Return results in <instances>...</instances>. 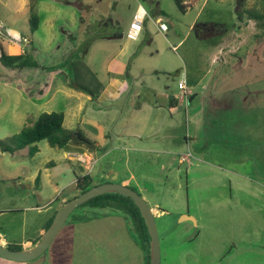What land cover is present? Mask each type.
I'll return each mask as SVG.
<instances>
[{
  "label": "rangeland",
  "instance_id": "obj_1",
  "mask_svg": "<svg viewBox=\"0 0 264 264\" xmlns=\"http://www.w3.org/2000/svg\"><path fill=\"white\" fill-rule=\"evenodd\" d=\"M138 1L150 17L133 41L127 32ZM182 2L184 11L176 0H0V54L1 48L9 55L26 53L38 64L12 70L0 62V234L10 242L6 247L38 242L63 200L80 195L77 174L89 172L95 185L110 178L117 183L130 179L129 187L150 208L164 212L159 217L153 212L161 264H264V117L239 113L245 124L254 125V132L251 127L233 130V135L219 131L220 138L230 143L210 142L216 150L203 153L206 160L198 165L181 161L187 148L156 153L152 145L140 146L116 135L134 130L132 121L125 128L123 120L143 115L134 109L150 89L180 95L178 84L184 81L189 91L196 92L193 82H210L218 73L220 83L229 80L237 56L245 58L253 48L264 49V28L254 20L256 14L264 15V0ZM32 15L41 21L37 30L31 27ZM158 18L167 23L166 34L158 30ZM201 25L206 28L197 29ZM116 31L124 33L116 40L97 37ZM242 32L251 37L247 46L241 45ZM231 48L240 50L232 54ZM220 51L221 60L216 62ZM115 62L124 66L127 88L120 99L100 106L87 95L100 93ZM43 81L50 84L47 89L39 86ZM100 109L105 112L100 123L111 137L103 146L97 144L96 130L90 126ZM181 111L176 121L182 126L185 107ZM45 112L66 114L64 128L74 131L78 126L92 142L94 154L74 152L72 143L89 145L77 140L63 148L41 141L34 155H30L33 147L19 148L15 136ZM89 154L97 162L88 169ZM81 155L87 164L78 160ZM116 215L126 221L118 225V233L108 219ZM84 217L100 218L106 228L95 239L75 238L85 244L76 250L81 257L97 243L107 250L105 242L111 244L109 254L103 248L94 253L105 254L111 264L134 256L138 234L132 220L113 206L90 202L75 209L39 258H48L74 240L71 226Z\"/></svg>",
  "mask_w": 264,
  "mask_h": 264
},
{
  "label": "crops",
  "instance_id": "obj_2",
  "mask_svg": "<svg viewBox=\"0 0 264 264\" xmlns=\"http://www.w3.org/2000/svg\"><path fill=\"white\" fill-rule=\"evenodd\" d=\"M204 28H206V26L201 25L197 29L203 30ZM198 33L200 34V31H198ZM122 34L124 33L118 31L115 33L105 32L97 37H103L102 39L107 40H116L119 39ZM239 37H245V40H243V42L241 41L242 46H247L249 44L251 38L249 34L244 35L242 32ZM230 50L229 53L233 54L235 51L236 53L239 52L240 49L232 50L231 48ZM221 52L222 51H220L217 58H215L216 62H220ZM236 59V63L231 68L232 77L229 80L224 78L220 83L217 79L219 73L210 82L204 83L202 79L197 80L192 83L196 92L188 91L189 95L184 98H182L180 89V95L171 93L172 96L164 92L156 93L153 89H150L147 91V97L143 99L141 105L138 106L137 109H134L136 112L143 113V115H139V117L134 116V119L125 118V120H123L127 121L124 122L125 128L128 126V122L132 121L130 127L134 128V130L122 131L120 134L116 135L118 138L122 137L123 140L125 139L124 141L136 142L139 145L143 144L144 147L152 145L156 153H167L168 150L174 148H187L189 149V153L183 154L181 161L189 162L190 164L195 161L198 165L206 160V158H204L205 156H201L203 153L206 151L209 152L210 150L214 152L216 150L212 149L213 146H210V142L218 143L221 141V143H230L231 140L224 142V140L220 138L223 134H220L219 131L224 132L225 136V133H228V135L231 133L233 135V130H239L241 127L244 129L251 127L253 128L251 131L254 132V125L249 126V124H245L239 113L243 112L245 115L250 116H255L254 114H256V116L264 117V49L260 51L257 50V48H253L251 51H247L245 58L237 56ZM123 69V64L116 62L112 63L107 84L99 94L88 93V99L92 98L93 100L96 98L100 106L104 103L115 102L120 99L122 90L125 87L127 88V80L122 73ZM40 85H44L46 89L50 86V84L45 81L40 83L39 86ZM184 107L186 122L181 126V123L177 122L176 118L181 115V110ZM80 112H82V106L78 107V113ZM103 113L105 112L102 109L98 110L97 116H95L96 121H91L90 124V126L96 130L94 131L96 134L95 138L98 140L99 143L97 144H100V146L107 144V142L111 140L110 135L106 134L104 126L100 123V115ZM67 118L65 114L64 127L66 126ZM80 120L81 119H78L77 125L81 122ZM218 123L221 125L220 127ZM76 127L72 130L77 129ZM181 127L182 130L179 132L178 130L181 129ZM165 132L167 133L166 135L164 134ZM105 141L107 142L105 143ZM72 144L74 152L85 155L88 153L94 154V146L92 145ZM192 150H195L197 155H195ZM90 154L88 157L90 160H93ZM93 162L96 163L97 161L93 160ZM121 183L131 186L130 179H124ZM67 200L66 197L63 202L66 203ZM62 206L63 205L55 211V215ZM151 209L157 217L164 215V212L158 208ZM108 219L110 221L113 220L111 225L116 228L117 231H115V233H118L120 230L118 227L120 223L122 226L126 224V221L124 222L119 215L111 216ZM133 224L138 234V239L135 241L133 250L135 254L131 258L127 257L122 260L121 264H147L150 248L146 240V232L141 225L135 222H133ZM71 228L74 240H70L68 245L60 247L57 252H52L48 258H44L43 260L38 258L40 260L37 259L33 262L24 264H111L110 260H107L105 257L109 254L110 250L108 249L111 247L110 243H104L107 246V250L104 249L105 247H102V244L97 243V247L94 246L92 252L88 251L87 255L82 257L79 251H76L77 249L80 250L83 245L85 246V244H82L81 240H76V237L80 238V236L87 235L95 239L98 238L97 233L106 228L105 223L100 218L84 217L79 220L77 224H73ZM44 233L45 230L42 232V235ZM103 234L105 237V233ZM99 237L102 238L103 235ZM101 241L102 240H100V242ZM36 242H27L23 245V248H30L36 244ZM0 243L4 246L10 245V242L1 234ZM96 248H103L106 255L102 254L96 256L94 253ZM65 251L69 252V256L65 255ZM6 261L8 260L0 258V264H21Z\"/></svg>",
  "mask_w": 264,
  "mask_h": 264
},
{
  "label": "trees",
  "instance_id": "obj_3",
  "mask_svg": "<svg viewBox=\"0 0 264 264\" xmlns=\"http://www.w3.org/2000/svg\"><path fill=\"white\" fill-rule=\"evenodd\" d=\"M176 2L179 5V8L184 11L182 0H176ZM254 20L258 22L259 27L264 28L263 14H256ZM40 22V19L36 15L31 16L30 24L33 30H37ZM0 62L4 66L12 70H23L27 67H38L37 62L30 60L26 53L9 55L5 52L4 48H1ZM64 120L65 114L63 112L42 113L32 126L25 127L19 134L15 136L18 147L21 149L33 147L30 151V155H34L39 151L37 143L41 141H48L52 147L60 148L65 147L71 140L83 141L91 145L92 142L81 133L79 128L74 131H67L64 128ZM75 181L76 189L80 191V194L96 186L91 174H77ZM71 199L73 198H69L66 202L70 201ZM90 202L96 203L97 206H113L116 210H118V212L121 211V213L124 214L127 219L141 225L146 232V240L150 248V238L144 223V219L141 216L140 210L131 199L118 194H106L93 198L86 203ZM54 217L55 215L45 229L46 231L52 224ZM9 248L12 250L23 249V247L13 246H9ZM147 264H150V255L148 256Z\"/></svg>",
  "mask_w": 264,
  "mask_h": 264
},
{
  "label": "water",
  "instance_id": "obj_4",
  "mask_svg": "<svg viewBox=\"0 0 264 264\" xmlns=\"http://www.w3.org/2000/svg\"><path fill=\"white\" fill-rule=\"evenodd\" d=\"M106 194H118L131 199L135 203V205L140 210L142 218L144 219V223L150 238V264H161V243L157 223L152 209L143 196L137 191L123 183H117L113 178H110L109 182L96 185L90 190L66 202L61 207V209L57 211L48 230L32 247L22 250H12L0 243V258L21 264L30 263L37 260L47 252L53 241L64 227L69 216L75 211L76 208L92 200L93 198ZM185 219L195 221V219L190 216H187Z\"/></svg>",
  "mask_w": 264,
  "mask_h": 264
},
{
  "label": "built area",
  "instance_id": "obj_5",
  "mask_svg": "<svg viewBox=\"0 0 264 264\" xmlns=\"http://www.w3.org/2000/svg\"><path fill=\"white\" fill-rule=\"evenodd\" d=\"M143 1H150V0H143ZM150 17L146 7L144 6V4L141 2V1H138V7L136 9V12L134 14V17H133V20L130 24V27L128 29V32H127V37L128 39L130 40H137L143 29H144V26H145V23H146V20ZM155 23L158 27V30L163 33V34H166L169 30V27L167 25L166 22H164L161 18H158L157 20H155ZM24 42L25 43H29V41L27 39H24ZM178 87L179 89L181 90L182 92V98H184L185 96H188L189 95V90H188V86L187 84L184 82V81H181L179 84H178ZM78 160L83 163V164H87V160H86V157L82 156L78 158ZM93 164H95V162H93V160H89V163H88V169L90 166H93ZM87 174H89V172H87Z\"/></svg>",
  "mask_w": 264,
  "mask_h": 264
}]
</instances>
